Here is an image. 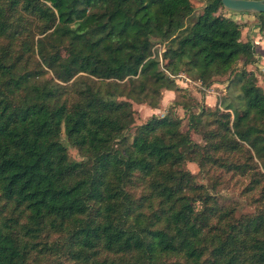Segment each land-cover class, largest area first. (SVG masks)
<instances>
[{
  "label": "trees",
  "instance_id": "1",
  "mask_svg": "<svg viewBox=\"0 0 264 264\" xmlns=\"http://www.w3.org/2000/svg\"><path fill=\"white\" fill-rule=\"evenodd\" d=\"M193 11V0H0V264H264V90L244 69L256 46L221 0H204L180 35ZM240 64L232 113L184 102L179 74L210 86ZM164 91L181 92L188 130L171 111L130 141L129 98ZM63 131L85 159H71ZM188 161L245 176L255 211L222 203Z\"/></svg>",
  "mask_w": 264,
  "mask_h": 264
},
{
  "label": "rangeland",
  "instance_id": "2",
  "mask_svg": "<svg viewBox=\"0 0 264 264\" xmlns=\"http://www.w3.org/2000/svg\"><path fill=\"white\" fill-rule=\"evenodd\" d=\"M194 11L186 19L184 28L180 31V35H185L193 24L197 21L199 15L202 12L204 6V0H193ZM228 16L234 17L242 26L244 41L250 40L256 46V59L257 61L245 66V70L252 71L257 77V83L264 90V33L259 32L257 29L258 19L254 14H241L233 11H225ZM165 43L158 42L153 48V57L158 58L160 65L164 68L163 52L165 50ZM243 68L240 64L237 71L232 75H226L223 77H215V81L210 86L205 85L201 80L195 78V76L188 73L179 74L176 79L179 86L185 88L187 96L186 104L192 108L193 111L198 109L194 106L203 105L212 110L220 108L222 111H230L227 109L228 104L238 106L241 97L240 83L237 82L239 70ZM181 93V92H180ZM179 92L176 91H164L161 98L149 97L146 102H138L136 100H129L133 102V108L135 111V123L134 128L127 132V136L130 141L133 139L136 127L142 123L147 122L153 115L161 116L167 112H173L183 119L182 129L187 131L188 115L189 113L182 106H175V99L179 96ZM183 92V94H185ZM119 99H127V97H119ZM184 100L183 98H178ZM159 106L154 107L151 102H158ZM192 139L204 145L206 143L202 134L197 133L194 130H190ZM62 139L64 144L68 147V151L71 159L75 161H81L85 159L79 151L73 147L66 138L64 131L62 132ZM186 167L196 175L197 181L204 184L207 189L214 195H216L222 203L233 205L238 208V214L245 212H254L256 203L252 197L243 192L245 185L247 184V178L241 174L228 172L226 170L211 169L209 174L201 171L198 164L188 161ZM214 178H218L221 182L215 185ZM51 260V259H49Z\"/></svg>",
  "mask_w": 264,
  "mask_h": 264
},
{
  "label": "water",
  "instance_id": "3",
  "mask_svg": "<svg viewBox=\"0 0 264 264\" xmlns=\"http://www.w3.org/2000/svg\"><path fill=\"white\" fill-rule=\"evenodd\" d=\"M225 8L237 13H264V0H221Z\"/></svg>",
  "mask_w": 264,
  "mask_h": 264
}]
</instances>
